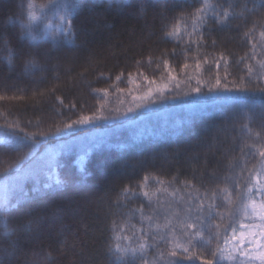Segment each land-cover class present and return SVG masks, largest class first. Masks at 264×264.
I'll return each instance as SVG.
<instances>
[{"label":"trees","instance_id":"16d2710c","mask_svg":"<svg viewBox=\"0 0 264 264\" xmlns=\"http://www.w3.org/2000/svg\"><path fill=\"white\" fill-rule=\"evenodd\" d=\"M80 1V13L74 19L75 42L49 49L47 44L23 39L25 19L15 23L13 18L19 8L23 12L28 3L42 1L0 0V190L7 193V198L0 201V264H120L110 251L115 230L128 219V228H132L140 218L137 209L141 205L145 208L149 201L136 195L146 186H154L151 182H156L172 185L178 193L186 192L182 190L184 187L203 193L213 191L223 184L222 171L229 167L228 161L239 159L238 129L225 130L223 122L207 119L218 113L229 115L230 111L218 107L227 100L247 96L236 92L202 94L201 100L175 99L159 103L150 111L93 119L71 128L65 125L82 115H94L101 107L99 91L108 87L120 93L135 88L138 81L146 82L147 77L141 76L144 72L149 74L148 82L160 86L168 75L181 74L195 62L208 74H218L228 82L238 81L243 71L233 61L251 62L249 58H241L250 48L247 42L252 44L255 22L245 20V14L232 15L222 25L212 20L200 31L202 36L195 34L199 41L195 49L188 41L191 47H186L182 33L168 35L173 29L182 30L184 20L180 18L187 20L189 13L199 7L194 0ZM214 1L227 9L231 2L235 7L254 0ZM119 3L124 9L116 7ZM131 7L139 10L132 13L127 10ZM260 8L264 16V7ZM82 9L84 12L87 9L83 19L87 34L83 36L77 30ZM228 10L240 12L237 7ZM89 17L95 18L88 22ZM8 20L13 25L6 30ZM79 35L84 41L77 45ZM224 63H228L229 69L223 68ZM188 75L189 71H185L183 77ZM249 99L254 106L256 102L264 105V95ZM186 102L189 115L195 109L200 112L202 106L208 109L198 120L196 115L192 116L180 131L168 127L170 133L163 135L139 129L161 114L178 115ZM260 114L264 115V109ZM212 122L222 125L220 131L203 128L206 131L195 134L194 130L210 127ZM57 128L61 130L57 132ZM185 134L190 145L184 148ZM25 137L40 143L30 149L31 139ZM89 137L93 139L85 142ZM83 145L84 150L80 151ZM55 148L63 152L56 161L45 163ZM137 158L142 162L139 166ZM125 164L133 165L132 169H125ZM109 167L124 174L117 184L107 188L101 180V170ZM57 178L60 179L57 186L45 189L46 184ZM19 182L24 186L20 187ZM126 188L132 191L124 197ZM254 198L259 202L261 196ZM204 252L211 258L207 250ZM236 259L220 264H236ZM124 264L144 263L129 258Z\"/></svg>","mask_w":264,"mask_h":264},{"label":"rangeland","instance_id":"374dc122","mask_svg":"<svg viewBox=\"0 0 264 264\" xmlns=\"http://www.w3.org/2000/svg\"><path fill=\"white\" fill-rule=\"evenodd\" d=\"M42 2H30L28 3V6L26 9L22 12L20 11L21 8H19V12L14 15L13 18L15 19V23L18 21H21L25 19L24 25L28 23V12L31 11L32 14L36 17V23L33 26L32 30V38H25L24 37V30L22 38L27 39L28 41H32L34 44H47L49 49H55V48H61L65 45H72L77 37V34L75 32V22L74 19L78 14L80 13V6H81V1L76 0L78 3L79 7L78 10L75 14V16L72 18L73 19V31L75 35L68 37L65 39L62 36L57 35V40L56 42H53L51 39H45V33H44V24L48 23L52 20L53 18V13L51 10L47 8V6L52 2V1H46V0H40ZM117 0H113L111 2H116ZM126 1V0H124ZM129 1V0H128ZM150 2L152 0H149ZM163 0H160V2ZM171 1V0H170ZM169 5H172L174 3L172 2H163ZM210 4L215 5L214 0H209ZM247 3V8L251 9L252 11L250 12H245L244 14L246 15L245 20L249 19L250 22H255V30L252 32V44L251 42H247V45L250 46L248 49V52L245 55H242L244 59L249 58L251 62H247L244 60H240L239 62L236 61L233 65L235 67H239L241 71H243V76L239 78L238 81H232L228 82L227 79L223 76H218V74L215 73H206L205 70H200L201 65L199 64L200 67H197V63H195L194 59L192 60V66L190 65L185 68L187 70H183V72L180 74H172L176 77L175 80L170 79V75H168L166 80L159 86L155 85L152 83L148 82V76L149 74L147 72H144L141 74V76L147 77L144 78L146 82L143 81H138V83H135L137 86L129 91H123L120 93L115 92L114 88H105L107 92H104L103 90L99 91L98 94L99 100L101 107L98 111L95 112L94 115L91 116H98L100 115L101 120L103 119H109L111 117H116L118 115H130L134 112L137 111H145L148 110L150 111L151 109L155 108L159 103H166V102H172V100L175 99H180L179 101H187L188 99H193V98H198V99H204L201 95H207V94H215V93H220L223 91V89L227 86L230 89H247V91H229V92H236L235 94L237 95H247L243 96L240 99H230L227 100L225 104H220L218 108H224L227 111H230L231 113L229 115L224 116V114H215V116H220L219 118L215 116H208L207 119L210 120H219L221 123L223 122V129H231L232 132H235L237 129V136L240 139L236 144V147L238 149L236 156L239 158L238 162H231L228 161L227 165L229 167L222 172H224V179L222 181V185L214 190L217 189H223V188H229L230 191H233V185L234 183L238 182L240 184V189L241 191L245 190V186L248 182V177H249V170L253 169L254 166L257 168L259 167L258 161L260 159L258 152L259 150H264V115L260 114V110L262 109L261 103L256 102L257 105H253V100L249 99L252 97H257L262 94L259 89L264 88V69L260 68V62H264V47L261 46L260 40V33L261 31H264V16H263V10L260 7H264V2L262 0H254L250 2H245ZM139 4H143V1H140ZM199 4V3H198ZM231 4L234 6V4L231 2ZM124 5L123 4H118L116 5L117 8H122ZM200 6V5H199ZM239 11H241L240 7L236 6ZM234 7V8H235ZM110 8V7H109ZM90 10V8H87ZM87 9L86 12L82 9L81 12V21L79 23V29L77 28L78 31H82L81 36L85 35L86 31L85 28H87V24L83 23V19L87 14ZM128 11L134 13L139 10V7H133L127 9ZM258 10V12H257ZM22 12V13H21ZM91 11H88V15H90ZM261 14V15H260ZM131 16V15H130ZM95 17H89L88 22L93 21ZM135 20V18H133ZM212 21L211 18L208 19L207 23L205 25L198 26V31L194 32L192 25H191V20H188L187 17V23L184 22V24L181 26V31H178V36L180 33L183 34V43L188 41L190 44H194L193 47L195 49H198L199 45L198 43H194V41H198V38L195 36V34H199L201 30H204L207 28V25L209 26V22ZM13 25V21L8 20L4 28L7 30V28L11 27ZM254 28V27H253ZM10 29V28H9ZM253 30V29H251ZM188 33H191V35H188ZM87 34V33H86ZM90 34V32H89ZM81 36L79 35V39L77 42V45H80L84 40L81 42ZM84 39V37H83ZM80 41V42H79ZM79 43V44H78ZM256 44V48L253 50L252 45ZM84 46V44H82ZM201 45L204 46V44L201 42ZM54 47V48H52ZM187 48H190L191 45L186 46ZM207 47V44L206 46ZM262 50V51H260ZM262 52V53H260ZM197 54L200 56V52L198 51ZM252 57L254 63H252ZM235 58V57H232ZM13 62V61H11ZM17 62V60H15ZM14 62V63H15ZM232 63V62H230ZM196 64V65H195ZM252 64V65H251ZM224 67L226 69L228 63H224ZM214 66V65H213ZM251 66L252 68V73L249 75L248 73V68ZM185 71H189L188 78L183 77V74ZM201 71V72H200ZM217 77L220 79V85L217 89L216 86V79ZM213 78V80H212ZM199 81V83H197ZM140 85L142 87H140ZM164 85H167V88L164 90L162 94L153 91V94L151 97H146L145 94L147 93L148 88L152 89H157L158 87H163ZM199 87L201 91L199 93L193 91V89ZM213 88L216 89L209 93L208 89ZM228 92V91H226ZM254 95V96H252ZM135 97V99H134ZM254 99V98H253ZM251 100V101H250ZM219 102H216L218 104ZM187 102L185 103V107L181 108L178 112V115L173 114H161L159 116H156L155 120L152 119V122H147L139 127L141 131L144 133H150L154 134L158 131V133L161 134H169L170 130H168V127L171 129H174L175 131H180L181 128L188 122H190V118L192 116L196 115L197 120L200 117V114L205 111V109L208 107L202 106L200 112H198L196 109L192 114H188V105H186ZM137 105H140L139 107ZM215 105V104H214ZM187 107V108H186ZM131 108L132 111H128V109ZM217 109V108H215ZM180 115V116H179ZM179 116V117H178ZM207 116V115H206ZM234 116V117H233ZM97 119V120H99ZM96 120V121H97ZM154 125V126H153ZM212 125V126H211ZM210 127H200L201 129L194 130L195 134H202L203 131H206L203 128H211L212 130L216 129L215 133L220 131L222 125L216 122H212ZM236 125V126H235ZM202 126V125H201ZM246 126V127H245ZM220 127V128H219ZM225 127V128H224ZM191 128V127H189ZM188 128V130H189ZM193 131V128L190 129L189 133ZM229 132V130H228ZM156 133V134H158ZM188 133V135H189ZM187 134V133H186ZM182 135V147H186L185 145H190V141L188 140V135ZM197 134V135H198ZM194 135V134H192ZM93 138H88L85 142L91 141ZM95 141V140H94ZM83 145L80 149V151L84 150ZM192 146V145H191ZM191 146H188L190 148ZM61 148H55L53 149L48 158L45 159V163H52L56 161L60 154H61ZM63 152V151H62ZM255 153V155H253ZM230 162V163H229ZM142 164L141 160L137 158V165L139 166ZM232 165V167H231ZM45 166V164H44ZM125 169H132L133 165L130 164H125L124 165ZM121 169V167H120ZM102 171L101 175V180L104 182L105 186L108 188L114 184H117L119 181V178L124 174L123 172H116L114 171L113 167H109L108 169H105V171ZM253 177H255V172L252 173ZM129 176V175H128ZM262 178V177H261ZM264 179V178H262ZM53 183L47 184L50 185V187H45V189L49 190L55 186H57L58 182L60 181L59 178L57 180H51ZM57 182V184H56ZM20 183V187L24 186L23 183ZM253 183H255V179H253ZM152 185H148L144 188L142 191H147L149 195L152 198L151 205L146 204V207L144 208V211L146 214L150 212V207L151 208H157V214L160 216L159 223L163 224V211L158 207L157 201H159L160 204L167 205L169 201L172 202V208L173 210L177 212H181L184 204L181 203L180 197H184L185 200L188 199L187 193L192 190V187H184L182 190H186V192H177L174 190L172 185L168 184H159L156 182H151ZM1 187H3V184H1ZM166 189V191H165ZM213 190V191H214ZM104 191V188L102 189V192ZM201 196L204 194L202 191H200ZM174 193V195H173ZM124 197H127L128 194L124 193ZM136 196H143L141 194H137ZM7 198V193L2 192L0 190V201H3L4 199ZM10 198L13 199L14 195L10 193ZM233 199L235 200V195H233ZM217 203H221L220 200H217ZM236 203L238 204L239 201L237 200ZM235 204L232 205L233 208H235ZM221 212L224 213V219L221 222L219 217L215 220L212 221L213 224L215 223H222L223 225H227L229 222L228 214L226 208H221ZM136 214H140L138 211H136ZM133 223L132 228H128L129 225V219L126 222L119 223L118 228L115 230V236H114V247L112 251L113 257L117 259V255L114 254V250L117 245H119L122 249L123 248H136L138 249L139 246L144 243L145 247L143 249V254L141 255L140 252H137L135 256L131 252H129L128 256L125 259H132V260H139L142 261L145 264V261L148 262V264H169V260L172 259L168 256V252L171 249V238L169 237L168 239H162L161 235H163V232L160 234H157V230L155 227L149 228L148 222L147 221H141V217L137 218ZM252 221L246 220L242 217L238 218L237 223L234 225L237 229V235H239V232L241 231L240 225L241 224H250ZM143 229V231H141ZM229 229L228 231V236L231 237L232 232ZM179 236V234L177 233ZM223 235V233H221ZM222 243V241H221ZM235 243L234 241H230L228 248L232 247V244ZM216 246V241L213 240V242L208 246V248H202L200 246H197L194 250L191 251V255L193 257L199 256L201 253L203 255H206V252L204 250H207L210 254V250L214 249ZM227 251V250H226ZM249 251H251V255L254 257L257 255V252L255 251L254 247L250 248ZM253 251V252H252ZM163 254V255H162ZM226 252V256H227ZM233 256L237 257L236 260L238 262L236 264H260L259 260H255V262H252L249 257L247 256H240L239 253L233 252ZM228 259H224L221 262H226ZM40 261V260H39ZM38 261V262H39ZM183 264H201V261L199 259H194L192 261L189 260H184Z\"/></svg>","mask_w":264,"mask_h":264},{"label":"snow or ice","instance_id":"6c2138e0","mask_svg":"<svg viewBox=\"0 0 264 264\" xmlns=\"http://www.w3.org/2000/svg\"><path fill=\"white\" fill-rule=\"evenodd\" d=\"M194 2L200 5L196 7L193 12L189 13L188 16V20H191L194 32L198 31V26L205 25L209 18H211L214 23L222 25L225 24L232 15L243 16L246 11H252L247 8V3L236 5L241 9L239 13H236L234 10L230 13L228 9H234L232 4H228V8L225 9L223 4H210L209 0H194ZM262 2H264V0H262ZM78 7L79 5L76 0H52L47 8L52 11L53 18L50 22L44 24L45 39H51L53 42H56L57 35L65 39L75 35L72 18L75 16ZM180 19L187 23L184 17ZM35 23L36 17L29 11L28 23L22 25L25 38H32V30ZM199 34L202 36V33ZM168 35H178V31L173 29ZM188 35H191V33H188ZM245 35L247 36L248 33H245ZM260 37L261 46L264 47V31H261ZM0 39H2V37H0ZM194 43H199V41H194ZM213 44H215V41H213ZM4 46L7 47V41H4ZM252 48L254 50L256 44H253ZM12 55H14V53H12ZM241 59L244 58L242 57ZM164 63L165 67H167V61ZM185 67H187V65H185ZM197 67H199V63H197ZM217 67H219V65H217ZM260 68L264 69V62H260ZM248 73L249 75L252 73L251 66L248 68ZM117 79L119 80L120 77H117ZM170 79L175 80L176 77L170 74ZM149 83L155 82L150 81ZM197 83H199V81ZM219 85L220 79L217 77V89ZM166 88L167 85L158 87L155 90L150 87L145 96L151 97L153 91L162 94ZM214 90L216 89H208L209 93ZM223 90L247 91V89H230L227 86ZM103 91L107 92L106 89ZM193 91L199 93L201 89L197 87L193 89ZM259 91L264 94V88H260ZM137 106L139 107L140 105ZM72 107L74 108L75 105L73 104ZM262 109H264V105H262ZM128 111H132V109L129 108ZM99 118L101 117L82 115L78 120L65 125V127L71 128L73 125L87 124L93 119ZM60 130L59 128L56 129L57 132ZM40 135H43V133ZM6 137L9 139L11 138L9 134H6ZM24 139H31L30 149L35 148L36 144L40 143V141L35 138L25 137ZM253 155H255V153ZM258 155L260 157L257 162L259 167L257 168L254 166L253 169L249 170L248 182L243 191L239 190L240 184L238 182L234 183L233 191H230L227 187L214 191L205 190L202 196L198 189H194L187 193V200H185L184 197L179 198L181 203L184 204L181 212L173 210L171 201H169L166 206L157 201L158 207L164 213L163 224L159 223L160 216L157 214V208L150 207V212L148 214L145 213L143 205L137 209L141 221H147L149 228L155 227L157 234L163 232V235H161L162 239L171 238L172 246L168 252V256L172 259L169 260V264H183L184 260L192 261L194 259H199L201 264H220L224 259H235V256L232 255L233 252L239 253L240 256H247L250 260H259L260 264H264V179L261 178L264 177V150H259ZM253 172H255V177L252 175ZM253 179H255V183H253ZM145 180H147V177H145ZM45 187H50V185L46 184ZM141 188H143V185ZM124 191L128 193L132 190L126 188ZM175 191L176 190H174V192ZM142 195L149 201V205H151L152 198L149 193L147 191H142ZM233 195H235V200L233 199ZM256 195L261 196L259 202L254 198ZM217 200H220L221 203H217ZM237 200L239 201L238 204L236 203ZM234 204L236 205L235 208L232 207ZM221 208H226L227 210L229 218L227 225L212 223V221L218 217L221 222L223 221L224 213L220 211ZM240 217L250 220L252 223L241 224L240 227L243 230L237 235V229L234 225ZM4 226L5 228L7 227L6 224ZM229 229L232 231L231 237L228 236ZM141 231H143V229H141ZM221 233H223V235H221ZM213 240L216 241V246L214 249L210 250L211 258L203 255V253L197 257H193L190 254L197 246L208 248ZM230 241H234L235 243L232 244L231 248H228ZM144 247V243H142L138 249H122L117 245L114 254L117 255V260L120 264H124L125 258L128 256L129 252H131L133 256H135L137 252H140L142 255ZM253 247L257 252V255L254 257L249 251V249ZM226 250L228 253L227 256ZM110 251L113 250L110 249ZM145 264H148V262L145 261Z\"/></svg>","mask_w":264,"mask_h":264}]
</instances>
